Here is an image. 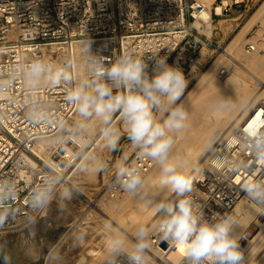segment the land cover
<instances>
[{
    "label": "built area",
    "instance_id": "obj_1",
    "mask_svg": "<svg viewBox=\"0 0 264 264\" xmlns=\"http://www.w3.org/2000/svg\"><path fill=\"white\" fill-rule=\"evenodd\" d=\"M248 1L214 0L210 21L229 16L232 10L241 14ZM205 11L199 0H0V181L15 182L19 191L13 202L18 215L4 232L26 226L25 219L31 213L27 201L31 188L49 175L61 176L60 171L65 172L89 140L85 130L76 128V106L66 100L72 87L83 79H92L88 68L84 78L78 75L77 43L82 44L90 36L92 51L105 67L128 53L145 60L151 76L153 58L167 55L168 64L178 63L185 74L195 64L200 45L212 43L205 34ZM245 48L254 49L251 43ZM37 61L67 67L72 81L27 87L23 70ZM32 105L45 111L47 119L30 118ZM260 109L254 123L249 124L252 116L237 132L238 141H227L214 150L212 172L192 182L189 195L197 210L210 219L219 214L235 221V206L246 199L241 185L249 176L264 178V166L255 162L245 144L250 132L245 129L247 125L251 130L255 126L264 131V104ZM47 137L57 140L46 148L49 156L44 159L37 152V143ZM151 164V159L139 154L124 163L137 168L141 175ZM103 189L110 196L125 192L116 175ZM259 218L263 219L264 214ZM159 221L150 231V243L158 253L149 250L146 264H187L181 248L161 239L156 229ZM170 252L176 253L175 260L168 257ZM118 260L127 264L124 256Z\"/></svg>",
    "mask_w": 264,
    "mask_h": 264
},
{
    "label": "clouds",
    "instance_id": "obj_2",
    "mask_svg": "<svg viewBox=\"0 0 264 264\" xmlns=\"http://www.w3.org/2000/svg\"><path fill=\"white\" fill-rule=\"evenodd\" d=\"M92 43L90 36L82 41V51L92 79L81 80L66 96V100L76 106L82 118L76 128L84 131L89 118L99 119L104 125L101 136L105 146L116 150L121 134L113 124V116L119 113L128 139L139 150V156L151 159L160 166V185L176 195L175 201H159L154 194L144 191L145 182L137 168L124 164L117 166L116 178L121 188L139 197L143 207L151 208L159 214L160 221L156 229L161 239L181 248L187 264H247L240 237L234 234L233 217L217 214L210 219L203 211H198L189 195L192 180L188 175V162L170 159L175 135L187 127L189 119V113L182 103L189 84L183 69L178 63L168 64L167 55L158 56L153 58L150 76L148 63L128 53L117 57L110 66L105 67L92 51ZM23 78L29 88L39 86L45 79L51 85L71 82L73 79L67 67H54L39 61L23 70ZM231 106L229 100L222 98L213 108L224 111ZM157 114L162 122L158 121ZM29 116L37 121L47 119V113L37 105L30 107ZM245 144L255 162L264 166V131H258L254 126ZM91 159L97 172L107 169L106 162L95 157ZM60 182L58 175H49L41 184L32 187L27 196L31 213L25 219L26 233L19 245L26 254L35 246L38 213L50 207L53 200L57 199L56 188ZM82 191L76 187H64L59 193V200L71 201L75 194ZM241 191L249 202L264 209V178L249 176L241 185ZM18 194L15 182L0 181V264H15V253L9 247L4 229L18 215L13 206ZM64 210L61 203L60 211ZM107 227L111 232L108 240L112 254L109 264H120V256L126 257L127 264H146L151 246L148 226L140 224L136 227L130 248L129 239L119 229H112L110 224ZM83 239V234L76 237L77 242ZM49 255L56 264L62 259L58 248H52Z\"/></svg>",
    "mask_w": 264,
    "mask_h": 264
},
{
    "label": "bare ground",
    "instance_id": "obj_3",
    "mask_svg": "<svg viewBox=\"0 0 264 264\" xmlns=\"http://www.w3.org/2000/svg\"><path fill=\"white\" fill-rule=\"evenodd\" d=\"M199 1L203 3L206 8V11L204 13V18H206L205 31L207 34H210L213 29V23L210 21V8L214 0ZM216 11L220 12V8L217 7ZM263 20L264 5L256 13H254L251 18H249L248 24L252 25ZM221 22L222 19L218 20V23ZM224 28H226L225 25ZM237 39L239 38L236 37L231 40V42L227 45V48L231 49L230 53L232 52L233 55L240 59V62L242 63L241 70H243V67L246 69L245 71H247L249 80L241 79V76H243L241 73V78L237 77L235 75L236 73H238L237 70L236 73L233 71L227 77L222 78L220 75L221 72H226L228 68L218 67L216 68L217 71H211L212 67H209L210 69L208 68V70H206L204 73L202 72L203 74L200 77L202 87L201 89L199 88L200 90L194 97V99L191 98L193 99L192 101H190L191 104H188L187 111H189V119L187 121V127L182 130V132L175 135V143L172 153L170 154V159L173 161L179 160L188 162V175L190 176L192 182L195 178L202 177V175H206L207 173L212 172L213 166L215 165V161L212 159L214 150L217 149L219 145L225 144L227 141H238L237 132L242 131L241 127L247 124L252 116V121L249 124H253L258 115H260V112H262L260 109V105L264 104V58H260L257 56V52L260 45L262 44V40H260L261 42H258L259 40H255L254 38V40L250 42L254 47L251 52L246 50L239 52L237 51ZM82 49L83 45L81 43H77L76 50L79 53L77 71L80 78L85 77L88 68L86 56ZM230 59L233 60L232 66H238L240 64L236 62L235 59ZM235 62L238 64H236ZM41 83L46 84L48 83V81L45 79L42 80ZM198 83L200 84L199 81ZM193 90L194 89H192V91ZM222 98H226L227 100H229L232 106L224 111L215 110L213 108V105ZM157 118H159V114H157ZM81 119L82 118L77 112L74 118V122L77 124V122ZM86 124L87 128L85 131L88 135V139L91 138L92 133L95 132V130L98 129L99 126L103 125L102 122L95 117L89 118L86 121ZM245 129L251 131L250 125H247ZM56 140V137H47L41 139L37 143L38 154L42 158L48 159L49 151H47L46 148L54 145L56 143ZM89 153L91 152L89 151L86 157L84 156L85 159L87 158ZM88 159L90 160V163L88 161V171L85 175V180H91L92 178L95 180V175L97 173V171L95 170V163L92 159ZM77 167L79 166L77 165ZM60 172L61 176H63V169ZM85 176L82 177L84 178ZM142 177L145 182L144 191L148 192L149 194H154L159 201H173V199L176 197L175 193L170 192L160 185V166L154 161H152L150 168L143 172ZM81 181L83 182L84 180L81 179ZM128 199H130V201H137V206L129 210L126 207L128 211L125 209L126 211L123 210L122 212L127 213H125L124 215H122L123 213H120L121 216H118L119 220H115L110 215L108 218V214L105 213L107 211H104V213L107 214L106 217L110 219V222H108L113 224V229H119L129 239L128 247L130 248L131 241L132 239H134L133 234L136 227L140 224H144L145 226H148L151 231L155 222L160 219V216L158 213L153 211V209L143 207L142 202L139 200V197H134L127 192L109 197L108 200H105V202H103L102 206L104 210H106L109 207L112 208L113 206H115L116 203L118 204V202H122L123 200ZM127 205L128 207L131 206L130 204ZM116 206L118 207V205ZM115 208L112 209L114 210ZM260 214H264V209L257 207L247 199L239 201L235 206L236 220L234 224V234L240 237L239 242L245 250L247 264H264V218H259ZM20 235L19 240L21 241ZM110 236L111 232L109 234H106L103 237V240L107 241L108 243ZM22 237L23 236H21V238ZM20 241L17 242L16 239L17 244H15L17 245L18 249L26 254L25 250L19 247ZM149 250L154 253H158V251L151 245L147 252L148 262ZM89 254L95 255V260L93 262L94 264H109V259H111L112 255L108 247L98 251H93L90 249L88 250V255ZM26 255L37 257L38 255H40V252L35 247H33L31 252ZM120 257H118V259ZM168 257L171 260H175L176 253L170 252Z\"/></svg>",
    "mask_w": 264,
    "mask_h": 264
},
{
    "label": "rangeland",
    "instance_id": "obj_4",
    "mask_svg": "<svg viewBox=\"0 0 264 264\" xmlns=\"http://www.w3.org/2000/svg\"><path fill=\"white\" fill-rule=\"evenodd\" d=\"M263 5L264 0H249L245 10L241 14L240 12L237 13L236 10H232L231 15L218 19H222L221 23H218V20L213 22V29L210 34H207L205 31V34L212 41V43H202L200 45L197 51L195 64H193L188 73H185L186 78L189 80L188 88L182 98V103L184 104L186 110H188V104H191L190 101L194 99L201 89L202 82L200 81V77L206 70H208L209 67H212L211 71H215L218 67L228 68L225 73L220 74L222 78L227 77L233 71L236 73L237 70L239 74L241 73L243 75L241 76V74L239 75L238 73H234L237 77H242L241 79L243 80H249L247 71H245L246 69L243 67V70H241L242 63L240 62V59L233 55L232 52L230 53L231 49L227 48V45L231 42V40L238 37L237 51L242 52L246 50L245 45L252 42L254 38L255 40H259L258 42H261L260 40H262L257 56L264 58V23H261L264 22V20L252 25L248 24L249 18H251L254 13L263 7ZM224 25L226 28H224ZM230 58L235 59L236 62L241 65L232 66L233 60ZM192 89L194 90L192 91ZM187 112L189 113V111ZM164 115L166 116L167 114ZM158 121L162 122L160 117L158 118ZM113 124L117 129H119L121 134L116 150H110L105 146V142L101 136V129L104 125H101L95 130V132L92 133L91 138H89L85 146L77 153L76 159L65 170L63 176H59L61 182L56 188L57 199H54L50 207L44 209L38 216L39 224L37 225L36 234L34 236V247L40 252V255L37 257L26 255L23 251L18 249L16 245V239L17 242L20 241L19 235L21 234L20 239L21 236L25 235L26 226L5 232L6 239L9 242V247L12 248L15 253V264H56V262H54L49 255L52 248L59 249L60 256L62 258L59 264H94L95 255H88V250L91 249L93 251H98L108 247V243L103 240V237L110 233L107 224H110L111 227L113 225L112 223H109V215L115 220H119L118 216H121L120 213H123L122 215L127 213L122 212L123 210L126 211L127 209L129 210L137 206V201L132 199V201L128 199L118 202V204L116 203L115 206L112 207H116V210H113L111 207L104 210L102 206L105 200L112 197L104 193L103 185L116 175L117 166L119 164L131 161L136 155H138L139 152V150L135 148L128 139L123 120L119 113L114 114ZM89 151L91 153H89L85 159ZM91 157H97L99 160L106 162L107 169L105 171L97 172L95 180L92 178L91 180L87 179L86 181L85 175L87 174L88 164L90 163L88 158L91 159ZM81 159H84L85 161L83 160V162ZM77 165L79 167H77ZM81 175L85 177L83 178ZM81 179L84 181L82 182ZM64 187H76L82 189L83 191L75 194L71 201L61 202L59 200V193ZM61 203H63L65 207L63 212L60 211ZM127 204H130L131 206L128 207ZM116 205H118V207ZM104 211H107L105 213L108 215L105 214ZM80 234H83L84 239L82 242H77L76 237Z\"/></svg>",
    "mask_w": 264,
    "mask_h": 264
},
{
    "label": "water",
    "instance_id": "obj_5",
    "mask_svg": "<svg viewBox=\"0 0 264 264\" xmlns=\"http://www.w3.org/2000/svg\"><path fill=\"white\" fill-rule=\"evenodd\" d=\"M161 246H162V247H165L166 245H165V243H162Z\"/></svg>",
    "mask_w": 264,
    "mask_h": 264
}]
</instances>
